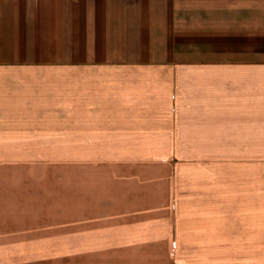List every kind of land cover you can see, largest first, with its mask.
Returning a JSON list of instances; mask_svg holds the SVG:
<instances>
[{"label":"rangeland","instance_id":"374dc122","mask_svg":"<svg viewBox=\"0 0 264 264\" xmlns=\"http://www.w3.org/2000/svg\"><path fill=\"white\" fill-rule=\"evenodd\" d=\"M175 2H202L205 8H173L169 0L174 14L156 16L158 31L152 32L160 43L153 69L169 72V85L173 74L189 72L198 86L221 76L230 85L231 71L240 74L239 89L252 84V60L264 56L253 25L262 24L264 15L250 14L247 6L262 1L238 0L239 9L231 0ZM41 33L16 30V60L0 63V264H158L166 257L156 236L171 203L162 189L171 170L231 172L178 176L223 180L241 205L248 204L241 210L264 214L262 119H239L238 127L223 128L233 135L217 142L143 143L133 133L141 128L88 125L94 92L106 87L107 102L117 101L119 71L151 67L88 66L72 61L69 31L59 47L46 48ZM253 122L261 125L246 124ZM180 130L192 134V128ZM172 149L174 157H162ZM257 242L256 264L264 262Z\"/></svg>","mask_w":264,"mask_h":264},{"label":"crops","instance_id":"0c3cea01","mask_svg":"<svg viewBox=\"0 0 264 264\" xmlns=\"http://www.w3.org/2000/svg\"><path fill=\"white\" fill-rule=\"evenodd\" d=\"M175 1L172 0L171 7L205 8L202 2L195 6ZM261 1L247 6L250 14L264 15V0ZM231 2L232 8L239 9L238 0ZM168 5L169 0H0V63L16 60V30H38L42 32L40 45L45 48L59 47L63 31H69L72 61L87 65L118 63L125 68L150 66L147 70L119 71L118 93L113 99L117 101L107 102L105 87L101 93L94 92L87 104L88 125L141 128L132 134L138 142H217L222 141L217 139L219 136L233 135V131L224 134L223 128L238 127L239 119L264 121V56L252 60L256 64L254 82L247 81L249 85L240 89L238 72L231 71L230 85L221 76L215 84L201 81L198 86L191 72L187 77L173 74L169 85L171 74L153 69V63L160 59V43L152 32L158 31L156 16L174 14V10L167 9ZM232 13L239 14V10ZM33 15L37 19L31 18ZM36 20L37 27H31ZM253 26V37L264 45V19L262 24ZM48 31L56 33L49 35ZM235 34L231 36L237 37ZM235 62L238 65L240 61ZM180 78L185 79L177 83ZM182 127L192 128V134L190 130L181 131ZM187 135L189 138L184 139ZM170 151L162 157H174V150ZM191 171L194 170H171L172 179L168 177L162 187L169 192L171 203L163 218L165 227L156 236L166 245V257L158 264H256V240L264 255V214L255 215L253 209L241 210L240 206L248 204L241 205L237 194L223 180L201 182L178 176L231 172Z\"/></svg>","mask_w":264,"mask_h":264}]
</instances>
